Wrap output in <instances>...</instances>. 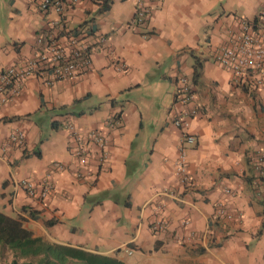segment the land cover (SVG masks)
Returning a JSON list of instances; mask_svg holds the SVG:
<instances>
[{
    "label": "crops",
    "instance_id": "0c3cea01",
    "mask_svg": "<svg viewBox=\"0 0 264 264\" xmlns=\"http://www.w3.org/2000/svg\"><path fill=\"white\" fill-rule=\"evenodd\" d=\"M148 1L144 26L133 25L135 0H71L56 26L60 15L43 0H0V74L47 36L106 39L91 70L51 87L31 77L0 107V212L32 237L126 264H264V86L238 87L213 57L264 0ZM181 77L201 110L185 129L174 123L186 109L176 101ZM67 123L82 135L102 131L106 160L88 143L80 166ZM17 131L23 147L11 142ZM184 132L196 138L186 150L190 188L175 166ZM47 178L45 200L18 185L30 180L40 193ZM219 204L233 218H220Z\"/></svg>",
    "mask_w": 264,
    "mask_h": 264
},
{
    "label": "built area",
    "instance_id": "2783aa9c",
    "mask_svg": "<svg viewBox=\"0 0 264 264\" xmlns=\"http://www.w3.org/2000/svg\"><path fill=\"white\" fill-rule=\"evenodd\" d=\"M71 0H43L41 8L44 11L54 10L60 15L55 25L63 26V19L66 14L68 2ZM78 0H72L76 3ZM160 1V0H158ZM136 9L133 19V25L144 26L147 24L152 7L148 0H135ZM229 44L221 47L214 54V60L224 68L233 72V82L240 88L254 92L264 86V5L254 20L243 19L240 23V29L230 31ZM45 44L41 46L35 55L21 66H12L5 68L0 74V107L4 106L18 96L27 80L37 76L43 79L47 86H54L56 83L64 80H70L77 77L81 71L91 70L93 66V54L105 43L104 37H98L96 42L85 41L82 36H68L67 43L61 44L52 36H47ZM120 70H125L124 62L119 64ZM181 87L178 88L176 101L186 109L175 119L177 127L185 129L189 126V120L198 116L200 105L197 101V94L188 85L185 77L179 79ZM111 125L119 123V120L112 118ZM66 128L73 132V136L78 143L74 155L78 159L80 166L88 164V143L96 144L102 150L101 162L106 160L105 148L108 142L107 137L102 131L94 130L84 135L76 132L74 126L66 124ZM11 142L23 147L26 144V135L22 131L12 134ZM196 138L187 132H184L179 149V157L175 162L176 173L181 183L186 187L192 186L191 177L188 170L187 146L195 145ZM264 165V157L260 158L256 169L261 171ZM55 169L63 170L65 166L61 163L54 164ZM78 178L83 177L82 172H77ZM31 198L45 200L49 193L54 190V184L47 178L43 181V190L38 193L35 184L27 179L18 183ZM217 215L220 218H233L224 205L219 204ZM188 222H184V226ZM163 222L158 227H163Z\"/></svg>",
    "mask_w": 264,
    "mask_h": 264
},
{
    "label": "trees",
    "instance_id": "16d2710c",
    "mask_svg": "<svg viewBox=\"0 0 264 264\" xmlns=\"http://www.w3.org/2000/svg\"><path fill=\"white\" fill-rule=\"evenodd\" d=\"M4 224L6 216L0 212V246L13 252L15 257L9 264H126L117 258L51 243L43 237H32L16 224H11L14 229L12 233H15L13 237L3 228ZM47 225L52 223L49 222Z\"/></svg>",
    "mask_w": 264,
    "mask_h": 264
},
{
    "label": "rangeland",
    "instance_id": "374dc122",
    "mask_svg": "<svg viewBox=\"0 0 264 264\" xmlns=\"http://www.w3.org/2000/svg\"><path fill=\"white\" fill-rule=\"evenodd\" d=\"M3 228L8 230L11 233V235H13V237L15 236V233H12L14 229L12 228L11 224L6 223L3 225ZM14 258L15 257L13 252H10L6 248L0 246V264H9L14 260Z\"/></svg>",
    "mask_w": 264,
    "mask_h": 264
}]
</instances>
